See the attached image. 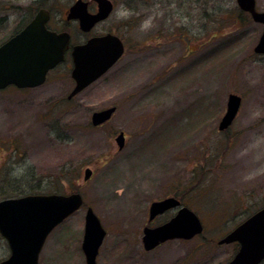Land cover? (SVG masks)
<instances>
[{"label":"rangeland","instance_id":"374dc122","mask_svg":"<svg viewBox=\"0 0 264 264\" xmlns=\"http://www.w3.org/2000/svg\"><path fill=\"white\" fill-rule=\"evenodd\" d=\"M75 1L0 0V43L41 8L62 31ZM110 1L113 13L90 35H116L125 50L103 76L68 100L74 84L65 63L40 87L0 93V201L82 196L83 206L47 237L38 264H86L87 208L106 231L96 264H227L237 245L218 241L264 208V55L253 52L263 26L234 0ZM256 5L264 12V0ZM66 27L74 43L83 40L77 24ZM229 94L241 105L220 133ZM110 107L111 119L92 127V113ZM170 197L199 217L203 234L145 252L143 228L175 213L150 223L148 209ZM9 254L0 236V262Z\"/></svg>","mask_w":264,"mask_h":264},{"label":"water","instance_id":"95a60500","mask_svg":"<svg viewBox=\"0 0 264 264\" xmlns=\"http://www.w3.org/2000/svg\"><path fill=\"white\" fill-rule=\"evenodd\" d=\"M96 13L88 11V3L76 0L67 11V20L77 21L79 30L89 33L98 23L105 21L113 11L110 0H93ZM241 11L250 15L253 22L263 26L262 34L254 47L255 54L264 55V12L255 8V0H235ZM48 13L39 10L29 24L0 46V89L14 85L20 89L41 86L47 73L60 64L68 48L70 35L47 29ZM124 53L119 37L113 34L93 36L84 44L75 45L71 51L73 68L71 79L74 87L68 99L103 76ZM241 105V97L229 94L226 111L218 131L231 126ZM115 112L110 107L92 113L90 123L98 127L108 122ZM119 150L124 146V134L115 138ZM91 176L84 170L83 180ZM83 206L79 193L70 195L32 194L0 201V236L5 240L9 256L0 264H38V258L49 234ZM177 211L167 222L156 227H144L142 247L150 252L168 241H189L203 232L199 217L189 208L181 206L174 197L151 203L148 221L168 210ZM106 235L98 217L91 208L84 216V232L81 243L86 264H96L98 249ZM236 243L238 250L227 264H261L264 261V208L234 228L218 241L219 245Z\"/></svg>","mask_w":264,"mask_h":264},{"label":"flooded vegetation","instance_id":"af4514ba","mask_svg":"<svg viewBox=\"0 0 264 264\" xmlns=\"http://www.w3.org/2000/svg\"><path fill=\"white\" fill-rule=\"evenodd\" d=\"M235 1V0H234ZM86 2V1H85ZM88 3V11L90 12V13H96V9H97V6H96V4L94 3V1H93V3H94V5H95V10L94 11H91L90 9H89V6H90V3L89 2H87ZM113 3V2H112ZM235 4H236V7L240 10V8L238 7V5H237V3H236V1H235ZM255 7H256V10H258L257 9V5H256V0H255ZM70 8V7H69ZM68 8V9H69ZM41 9H44V8H41ZM41 9H38V11L39 10H41ZM68 9L66 10V12H65V16H64V19L62 20V24H63V30L62 31H57V30H54V29H52L51 27H49V26H51L50 25V23L52 22V19H53V17H52V15H51V13H50V10L48 9H44V10H46L47 11V13H48V21H47V23H46V27H47V29L48 30H50L51 32H55V33H68L69 35H70V40H69V45H68V48H67V50L65 51V53H64V59H63V62H61L58 66H56L53 70H51V71H49L48 73H47V75H46V80L48 79V76H49V74L51 73V72H53L54 70H56V69H58L59 68V66H61V65H64L65 63L68 65V67H66V68H70V74H71V70H72V68H73V64H72V59H71V51H72V48L75 46V45H81V44H84L89 38H91V37H93L92 35H90V33H83V32H81L80 31V33H82V35L84 36V38H83V40L80 42V41H78V42H73V40H72V36H71V34H70V32L68 31V29H67V27L66 26H69V23L70 22H73V23H75V24H77V26H78V29H79V25H78V22L77 21H69V20H67V11H68ZM113 9H114V4H113ZM37 11V12H38ZM241 11V10H240ZM36 12V13H37ZM242 12V11H241ZM36 13L33 15V17L27 22V23H25L22 27H19L17 30H16V32L11 36V37H9L8 39H6L4 42H2V43H0V46L1 45H3L4 43H6L9 39H11L12 37H14L16 34H18L21 30H23V28L27 25V24H29L30 22H31V20L34 18V16L36 15ZM242 13H244V12H242ZM244 14H246L250 19H251V17H250V15L249 14H247V13H244ZM101 23V22H100ZM99 24V23H98ZM97 24V25H98ZM121 39V38H120ZM121 41H122V43H123V45H124V50H125V44H124V42H123V40L121 39ZM254 52V51H253ZM256 55H258V54H256ZM46 80H45V82H46ZM44 82V83H45ZM72 82H73V80H72ZM73 84H74V82H73ZM40 87V86H39ZM28 89H30V88H26V89H20V88H18V87H16V86H14V85H8V86H6L5 88H3V89H0V93H4V92H6V91H10V90H14V91H22V90H28ZM32 89H34V88H32ZM68 97V96H67ZM74 97H72L71 99H73ZM68 99V98H67ZM71 99H68V100H71ZM225 111H226V107H225ZM225 111H224V113H225ZM239 112V111H238ZM224 115V114H223ZM222 118V117H221ZM221 120V119H220ZM220 122V121H219ZM105 124V123H104ZM218 125H219V123H218ZM232 125V124H231ZM231 127V126H230ZM229 127V128H230ZM228 128V129H229ZM228 129L227 130H225V131H218V132H220V133H224V132H226V131H228ZM1 175V174H0ZM149 210V209H148ZM175 210V213H176V211H177V208L176 209H171V210H168V211H166L165 213H163L162 215H165L166 213H168V212H171V211H174ZM174 213V214H175ZM174 214L172 215V216H174ZM162 215H160V216H162ZM160 216H157L156 218H158V217H160ZM155 218V219H156ZM154 219V220H155ZM153 220V221H154ZM151 223V222H150ZM237 245V244H236ZM237 249H238V245H237Z\"/></svg>","mask_w":264,"mask_h":264}]
</instances>
